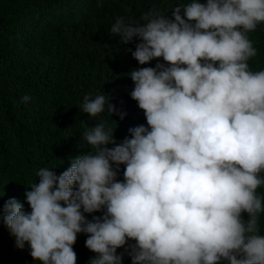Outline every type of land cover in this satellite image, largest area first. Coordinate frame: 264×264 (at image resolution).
I'll return each mask as SVG.
<instances>
[{
	"label": "clouds",
	"instance_id": "1",
	"mask_svg": "<svg viewBox=\"0 0 264 264\" xmlns=\"http://www.w3.org/2000/svg\"><path fill=\"white\" fill-rule=\"evenodd\" d=\"M171 12L152 8L109 28L122 44L137 41L127 51L138 66L124 76L146 125L120 143L115 120L86 126L88 147L77 144L64 171L39 168L24 201L0 209L36 264H76L81 233L92 264H121L120 248L131 264H264V69L249 64L264 0H187ZM109 100L85 95L80 111L124 119Z\"/></svg>",
	"mask_w": 264,
	"mask_h": 264
},
{
	"label": "trees",
	"instance_id": "2",
	"mask_svg": "<svg viewBox=\"0 0 264 264\" xmlns=\"http://www.w3.org/2000/svg\"><path fill=\"white\" fill-rule=\"evenodd\" d=\"M186 2L0 0V209L9 199L24 201L25 186L35 182L39 168L58 167L54 169L57 175L64 171L69 158L80 152L77 144L88 147L80 139L86 126L102 120L115 126V120L114 138L120 143L130 138L129 128L146 125L143 111L129 95L133 83L124 76L138 66L127 51L134 50L137 41L122 44L109 28L119 17L136 20L152 8L172 19L171 9ZM249 38L257 48L250 67L264 69V24ZM156 62L139 67H154ZM104 93L125 113L124 119L111 117L107 111L89 118L80 111L85 95L94 98ZM25 95L30 97L27 102L22 101ZM120 168L118 179L123 178V165ZM257 191L264 196V187ZM25 209L29 210L26 204ZM99 215L86 214V218ZM260 226L264 235V212ZM86 238L78 234L73 245L76 264H92L95 254L84 246ZM117 254L123 255L121 264H131L124 248L117 249ZM0 264H36L28 245L19 248L2 219Z\"/></svg>",
	"mask_w": 264,
	"mask_h": 264
}]
</instances>
